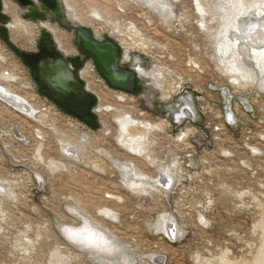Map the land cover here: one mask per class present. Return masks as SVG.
<instances>
[{"label": "rangeland", "instance_id": "rangeland-1", "mask_svg": "<svg viewBox=\"0 0 264 264\" xmlns=\"http://www.w3.org/2000/svg\"><path fill=\"white\" fill-rule=\"evenodd\" d=\"M11 1L0 84L26 107L0 96V264H264V0H69V27L46 21L78 74L93 67L84 118L41 90L22 54L57 44ZM77 27L118 46L134 90L79 52ZM124 113L153 125L130 128L141 155L120 142Z\"/></svg>", "mask_w": 264, "mask_h": 264}, {"label": "water", "instance_id": "water-1", "mask_svg": "<svg viewBox=\"0 0 264 264\" xmlns=\"http://www.w3.org/2000/svg\"><path fill=\"white\" fill-rule=\"evenodd\" d=\"M16 1L22 7L31 6L30 12L24 15L26 19L32 21L51 20L61 27L70 26L62 0H38L40 8L50 12L51 18L40 12L30 0ZM74 41L83 56L94 60L97 69L112 87L126 91L136 88L134 71L118 67L120 66L119 50L113 41L97 40L90 30L82 27L75 29ZM53 43L47 38H41L38 51L24 53L22 57L34 70V76L41 90L48 97L79 118L92 116L90 113L93 102L92 95L85 91L79 76H77L81 60L79 57H65ZM135 77L138 78L136 74Z\"/></svg>", "mask_w": 264, "mask_h": 264}, {"label": "bare ground", "instance_id": "bare-ground-1", "mask_svg": "<svg viewBox=\"0 0 264 264\" xmlns=\"http://www.w3.org/2000/svg\"><path fill=\"white\" fill-rule=\"evenodd\" d=\"M65 2V8L66 11L69 15V17L71 19H74V12L73 9L71 7V3L69 0H64ZM74 5V4H73ZM64 6V5H63ZM4 10L6 12H13L15 11L14 5L12 4V2L10 0H4ZM68 19V18H67ZM16 24H20L22 29H24L25 31L28 32L26 26H24V24H21L19 22L14 23V28L16 26ZM49 22H43L40 25L43 26V28L45 27L53 36L57 46H58V50L65 56L71 53L70 48L68 47V39H67V35L63 30H60L56 27H53L51 25H49ZM12 31V30H11ZM19 36V35H18ZM254 54H256V56H262L264 55V49H254L253 50ZM262 58V57H260ZM120 67V66H118ZM122 68V67H121ZM93 72V67H91L89 70L87 69V66H84L80 72H79V77L81 79H83L86 82V88L88 91L95 93V90L93 88H90L89 85L90 84V79H91V75ZM137 73H139L140 77H146L147 76V72L143 69H139L137 70ZM134 78L135 77V73L133 72ZM78 76V73H77ZM2 77L3 79L7 80V81H14L15 78L13 75H8V73H4L2 72ZM92 81V80H91ZM96 81V80H95ZM92 86V85H91ZM98 92V91H97ZM96 94V93H95ZM0 96L1 98H3L6 102L10 103L11 105L14 106H18V107H26V103L24 101H22L21 99H18L19 97L16 96V94L10 92V90H8L7 88H5L4 86H2L0 84ZM123 95L119 94L117 95L118 99H122L123 100ZM188 108H183L181 110H176L174 112V115L176 117V119L178 121H180L183 117L188 116V114L193 115V107L191 105L187 106ZM22 109V108H21ZM95 111L99 112L100 110L96 109ZM120 112V111H119ZM123 113V112H122ZM129 114V113H128ZM122 114L118 117H116V122H118L119 125V129H120V142L121 144L124 146V148L130 152L133 155H141L144 152V147L142 146L143 143H141V140H143V134L140 131L139 133L133 135V133H131V129L132 128H143L146 130L152 129V126L150 123H148L147 121L144 120H139V119H134L130 116V114ZM156 127V126H155ZM131 128V129H130ZM136 130V129H135ZM138 130V129H137ZM135 173L137 175L138 172L135 171ZM139 184L133 183L132 186H138ZM92 239V238H91Z\"/></svg>", "mask_w": 264, "mask_h": 264}, {"label": "flooded vegetation", "instance_id": "flooded-vegetation-1", "mask_svg": "<svg viewBox=\"0 0 264 264\" xmlns=\"http://www.w3.org/2000/svg\"><path fill=\"white\" fill-rule=\"evenodd\" d=\"M11 1V0H10ZM17 5H18V7L20 8V11H19V14L21 15V16H23L24 17V15L26 14V13H29L30 12V8H31V6H25V7H22L16 0H13ZM32 3H34L35 5H36V7L38 8V10L40 11V12H42V13H45L46 15H47V17L48 18H51V13L50 12H47V11H44V10H42L41 8H40V3H39V1L38 0H30ZM12 2V1H11ZM13 4V3H12ZM16 7V6H15ZM64 7V6H63ZM65 10V9H64ZM15 12H16V14H17V9H15ZM4 14H6V15H11V13L10 12H6L5 10H4V0H0V17L1 18H3L4 17ZM45 22V21H44ZM46 22H48V21H46ZM40 23H43V22H40ZM51 24V23H50ZM51 25H53V24H51ZM55 26V25H54ZM42 28H43V26H42ZM44 29V28H43ZM47 31V30H46ZM80 52V51H79ZM65 56H67V55H65ZM75 56H73L72 58H74ZM134 73H135V71H134ZM78 76H79V74H78ZM88 91V90H87ZM90 92V91H89ZM91 93H93V92H91Z\"/></svg>", "mask_w": 264, "mask_h": 264}, {"label": "snow or ice", "instance_id": "snow-or-ice-1", "mask_svg": "<svg viewBox=\"0 0 264 264\" xmlns=\"http://www.w3.org/2000/svg\"><path fill=\"white\" fill-rule=\"evenodd\" d=\"M89 246H94L92 241H88Z\"/></svg>", "mask_w": 264, "mask_h": 264}, {"label": "trees", "instance_id": "trees-1", "mask_svg": "<svg viewBox=\"0 0 264 264\" xmlns=\"http://www.w3.org/2000/svg\"><path fill=\"white\" fill-rule=\"evenodd\" d=\"M90 120V119H89Z\"/></svg>", "mask_w": 264, "mask_h": 264}]
</instances>
